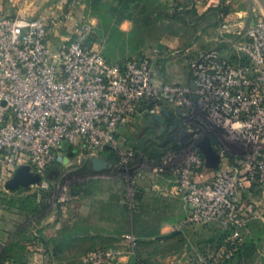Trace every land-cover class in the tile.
I'll return each instance as SVG.
<instances>
[{
	"label": "built area",
	"instance_id": "obj_1",
	"mask_svg": "<svg viewBox=\"0 0 264 264\" xmlns=\"http://www.w3.org/2000/svg\"><path fill=\"white\" fill-rule=\"evenodd\" d=\"M68 5L58 1L47 16L0 18V191L21 166L45 183L59 158L68 155V143L88 159L116 155L115 168L132 178L123 197L132 209L139 186L130 172L136 152L124 146L120 132L163 110L186 116L184 111L194 109L219 131L223 148L213 147L222 160L204 179L197 141L175 170L176 188L189 224H218L228 231L226 248L213 256L215 264H224L244 243L248 218L242 202L253 192L264 195V21L245 31L235 61L217 50L201 52L190 63V82L175 84L160 76L149 57L110 63L104 50L88 48L83 30L67 32L55 44L53 36L70 16L63 13ZM259 217L264 221V207ZM121 254L99 249L84 263L115 264Z\"/></svg>",
	"mask_w": 264,
	"mask_h": 264
},
{
	"label": "rangeland",
	"instance_id": "obj_2",
	"mask_svg": "<svg viewBox=\"0 0 264 264\" xmlns=\"http://www.w3.org/2000/svg\"><path fill=\"white\" fill-rule=\"evenodd\" d=\"M229 5L244 12L240 14L246 19L264 15V0H233ZM179 7L177 0H69L63 13L70 16L63 19L53 42L59 44L67 32L75 36L83 30L88 33V48L104 50L111 63L153 55L166 81L187 77L185 84L190 82V63L201 52L217 50L235 61L245 32H226L223 21L214 35L200 37L192 20L186 23L180 17ZM186 17L191 19L190 14ZM176 39L183 41L169 44ZM160 43L169 48L157 52L155 45ZM168 113L163 121L150 117L138 119L121 134L124 146L136 152L130 172L138 178V196L132 209L125 204L122 209L127 218L130 212L134 216L132 228L126 221L124 230L135 239L134 243L127 237L102 238L97 230L101 217L112 218L115 214L112 197L125 187L127 190L131 176L120 175L110 160L111 167L96 170L85 154L76 152L73 158L64 156L69 160L67 163H56L52 169L57 174L43 184L13 190L2 188L0 226L4 220H12L19 227H15L13 234L6 232L5 245H0V264H86L87 254L104 248L123 249L115 264H215V249L226 248L224 240L228 234L222 226L187 224L184 219L189 215L183 208L162 211L161 207L157 210L147 205L141 207L144 194L140 184L153 183V178L160 176L176 181L175 170L186 153L206 136L211 138L213 146L219 148L222 144L217 128L194 109L184 111L186 116L172 110ZM225 144L231 150L238 149L230 141ZM263 196L257 193V197ZM53 217V222L73 231L68 239L51 240L49 247L54 254L38 261L34 256L38 248L36 241L46 221ZM163 223H168L170 231L160 235ZM80 234L85 237L76 239ZM243 239L240 253L227 264H264V221L260 217L246 221ZM125 253L128 259L121 258Z\"/></svg>",
	"mask_w": 264,
	"mask_h": 264
},
{
	"label": "crops",
	"instance_id": "obj_3",
	"mask_svg": "<svg viewBox=\"0 0 264 264\" xmlns=\"http://www.w3.org/2000/svg\"><path fill=\"white\" fill-rule=\"evenodd\" d=\"M60 0H0V18H11L16 16H23L25 18L33 17L32 15H35L36 13H41L40 15L47 16L49 13L48 8L57 3ZM243 1V0H242ZM179 3V10H180V17L186 22H190L192 20L191 24H194L197 26V33L199 36H209V34L214 35V31H219L218 26L219 24L223 22V30L229 33H236V34H242L244 33L249 27L253 26L257 22L264 21V15L258 18L253 19H246L244 16H242L238 10L235 8H230V3L233 2V0H177ZM167 3V2H166ZM232 13H231V12ZM76 12H74L72 18ZM190 14L191 19H188L186 15ZM261 15V14H260ZM182 39H176L174 41H171L169 44H179L181 43ZM188 43V41H185ZM190 43H188L189 45ZM161 48L155 47L156 51H162L166 49V47L169 48V45L160 43ZM158 46V45H155ZM155 51V50H154ZM157 51V52H158ZM224 58L229 60L230 57L225 56L223 54ZM106 56V54H105ZM149 57V56H148ZM155 57V59H154ZM107 58V57H106ZM151 61L155 64L156 69L160 76L165 80V78L162 76L160 69L157 65L156 56L151 55L149 57ZM108 60V59H107ZM127 60V59H126ZM236 60V59H235ZM109 61V60H108ZM110 62V61H109ZM111 63V62H110ZM121 62H118L119 64ZM113 64V63H112ZM187 77L183 78H177L173 80H165L168 83H175V84H185ZM173 111V110H172ZM177 113V112H176ZM175 113V114H176ZM178 114V113H177ZM161 116H164L162 114ZM165 117V116H164ZM126 129H123L120 132V138L121 134L124 133ZM207 168V167H206ZM204 179H210L214 172L212 169L207 168L204 171ZM172 179H168L166 176H160L159 178H153V183L148 182L144 185L140 184V187L143 191V200L141 207H156L155 210H157L158 207H161L162 211H169L173 208V210H177L178 208H183L187 210L186 204L184 201V198L182 195H180L176 188V181ZM126 187L117 193L116 196L112 197L114 200L115 207V214L112 216L107 217H101L100 221L97 225V230L99 231V235L102 238H109L113 236H119V238L125 239V237L129 236L125 233L126 225L127 223L129 227L132 228L134 225V216L132 215V212L128 214V218L126 217V213H123L122 209H124L123 206V195L125 193ZM104 199H109V196H105ZM107 201V202H109ZM257 205V206H255ZM264 207V196L263 197H257V193H250L246 196L245 200L242 202V213L244 217H247L248 219H258L260 211ZM131 209V208H130ZM153 210V208H151ZM188 212V210H187ZM68 213H64V215H67ZM55 220V217L52 219H49L44 224V231L37 239V251L34 252V256L38 261L42 260L47 255H53L54 251H51L49 245H52L51 240H57V239H68V235L73 229H65L62 227L61 223L53 222ZM188 218L184 219V222L189 224L187 222ZM127 221V223H126ZM168 222V221H167ZM168 223H163L160 226V235H164L165 233H169L170 226L167 225ZM15 227H19L16 222L12 220H4L0 226V245H5L4 240L5 237H7L6 232H10L13 234ZM87 235H90L88 233ZM37 236V234H35ZM84 234H80L76 236V239L84 238ZM66 243L67 240H65ZM122 249V248H121ZM120 249V250H121ZM123 250V249H122ZM123 259L127 258L128 255L125 253L122 255Z\"/></svg>",
	"mask_w": 264,
	"mask_h": 264
},
{
	"label": "water",
	"instance_id": "obj_4",
	"mask_svg": "<svg viewBox=\"0 0 264 264\" xmlns=\"http://www.w3.org/2000/svg\"><path fill=\"white\" fill-rule=\"evenodd\" d=\"M161 48V45L157 46ZM164 116H169L167 110H163ZM154 120H164L163 116H155ZM200 151L204 157L205 165L207 168L216 170L219 168L221 164V156L215 150L212 144V140L209 136H206L202 141L199 143ZM64 151H68V159L73 158L76 155V152L71 151V145L68 143L63 144ZM67 158H59V162L67 163L69 160ZM94 168L96 170H103L105 168L111 167L112 165L102 157H94L90 159ZM57 174L56 170H51L49 173V178H53ZM41 177L39 175H34L30 172V168L28 166H21L19 167L13 177L7 181L5 184V188L7 190H13L16 188H29L31 186H36L41 183Z\"/></svg>",
	"mask_w": 264,
	"mask_h": 264
},
{
	"label": "trees",
	"instance_id": "obj_5",
	"mask_svg": "<svg viewBox=\"0 0 264 264\" xmlns=\"http://www.w3.org/2000/svg\"><path fill=\"white\" fill-rule=\"evenodd\" d=\"M108 160H110L112 163H115V161H116V155L113 154V153H108ZM0 192H1V191H0ZM137 196H138V190H137L136 198H137ZM227 234H228V231H227ZM224 238H225V237H224ZM226 238H227V237H226ZM223 240H224V239H223ZM223 240L221 241V243L223 242ZM224 241H225V240H224ZM218 245H219V244H218ZM223 245H224V244H223ZM223 245H222V246H223ZM242 247H243V245H242L241 247H239V249L234 253V255L232 256V258L226 260L224 264H227L229 261H231V260L233 259V257H235L236 255H238V254L240 253ZM219 248H220V247L218 246V248L215 249V252H214V253H216V252H218L219 250L222 249V248H221V249H219Z\"/></svg>",
	"mask_w": 264,
	"mask_h": 264
}]
</instances>
